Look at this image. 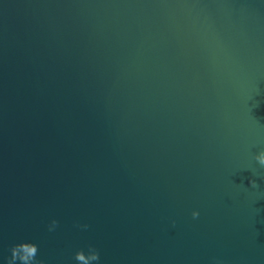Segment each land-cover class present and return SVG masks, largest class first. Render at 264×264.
<instances>
[{
  "label": "water",
  "instance_id": "1",
  "mask_svg": "<svg viewBox=\"0 0 264 264\" xmlns=\"http://www.w3.org/2000/svg\"><path fill=\"white\" fill-rule=\"evenodd\" d=\"M260 151L264 0H0V264H264Z\"/></svg>",
  "mask_w": 264,
  "mask_h": 264
},
{
  "label": "clouds",
  "instance_id": "2",
  "mask_svg": "<svg viewBox=\"0 0 264 264\" xmlns=\"http://www.w3.org/2000/svg\"><path fill=\"white\" fill-rule=\"evenodd\" d=\"M258 164L264 167V151H260L255 157ZM251 187H258L256 181L250 180ZM192 217L198 218L199 212L193 211ZM175 224V221H173ZM58 226V221L53 219L48 225L49 231H54ZM77 227L86 230L89 226L87 224H78ZM10 256L6 258V264H45L43 260L37 259L39 248L36 243L30 241H21L13 244L10 249ZM74 260L77 264H99L100 253L99 250L93 246L88 245L87 249H79L74 253Z\"/></svg>",
  "mask_w": 264,
  "mask_h": 264
}]
</instances>
